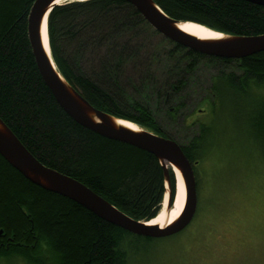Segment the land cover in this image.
I'll use <instances>...</instances> for the list:
<instances>
[{
    "label": "trees",
    "instance_id": "16d2710c",
    "mask_svg": "<svg viewBox=\"0 0 264 264\" xmlns=\"http://www.w3.org/2000/svg\"><path fill=\"white\" fill-rule=\"evenodd\" d=\"M34 1L0 0V117L42 163L80 180L129 216L150 221L159 214L166 192L161 161L84 127L58 104L29 40ZM155 2L176 20L233 35L264 33V5L249 0ZM48 30L58 70L89 102L173 139L156 111L135 100L128 109L119 103L116 89L129 77L126 71L133 69L137 80L156 87L150 91L168 103L166 115L174 120L186 106L183 91L200 61L234 64L236 71L212 75L198 109L207 112L216 102H229L234 122L245 124L253 145L264 153V51L242 59L197 52L164 37L126 0L58 4L49 14ZM220 133L200 122L190 139H176L193 163L198 193L197 167L210 158ZM169 171L173 201L176 178L171 167ZM158 239L131 233L45 190L0 154V261L13 264L10 259L20 257L27 264H140L145 257L140 242L149 245Z\"/></svg>",
    "mask_w": 264,
    "mask_h": 264
},
{
    "label": "rangeland",
    "instance_id": "374dc122",
    "mask_svg": "<svg viewBox=\"0 0 264 264\" xmlns=\"http://www.w3.org/2000/svg\"><path fill=\"white\" fill-rule=\"evenodd\" d=\"M222 69L236 71V66L199 62L183 91L186 106L174 120L166 115L168 103L150 91L156 87L137 80L133 69L126 71L129 77L119 82L122 86L116 89L120 104L128 109L135 100L156 111L163 129L177 140L190 139L200 122H209L221 132L210 158L197 167L200 179L197 214L178 237L161 238L149 245L140 242L145 251L140 264H260L264 260L260 227L264 153L253 145L245 124L234 122L229 102L224 106L216 102L212 109L204 105L207 112L198 109L212 75ZM178 143L182 145L181 141ZM162 205L160 212L164 209ZM10 260L13 264H27L20 257ZM8 261L1 260L0 264H11Z\"/></svg>",
    "mask_w": 264,
    "mask_h": 264
},
{
    "label": "water",
    "instance_id": "95a60500",
    "mask_svg": "<svg viewBox=\"0 0 264 264\" xmlns=\"http://www.w3.org/2000/svg\"><path fill=\"white\" fill-rule=\"evenodd\" d=\"M126 1L131 3L160 34L187 48L232 59H242L264 50V33L233 35L221 32L223 33L221 37L203 39L181 29L180 23L192 21H180L170 17L155 0ZM249 1L264 5V0ZM56 5H58L56 0H35L28 14V35L32 51L41 76L56 101L66 113L84 127L99 133L103 137L135 146L155 155L161 161L166 177L167 209L171 207L172 200L169 165L173 167V170L174 167H177L185 181V205L179 217L165 226L151 223V220H137L80 180L42 163L29 151L1 117L0 154L33 183L45 190L74 200L99 217L131 233L162 238L181 232L193 220L198 206L197 180L193 163L185 154L182 145L175 139L156 134L133 121L116 117L99 109L63 77L53 59L52 52L49 53L46 49L42 36V26L47 15L49 37L48 18ZM124 121L134 123L138 128L131 127Z\"/></svg>",
    "mask_w": 264,
    "mask_h": 264
},
{
    "label": "bare ground",
    "instance_id": "6f19581e",
    "mask_svg": "<svg viewBox=\"0 0 264 264\" xmlns=\"http://www.w3.org/2000/svg\"><path fill=\"white\" fill-rule=\"evenodd\" d=\"M68 1L69 0H59V2H57V0H56V3L61 4V3H64V2H68ZM180 27H181V29L187 31L188 33H192L193 35H196V36H198L200 38H203V39L218 38V37H221L223 35V33H221L222 31L216 30V29L211 28L209 26L203 25V24L198 23V22H193V21L192 22H187V23L186 22L185 23H180ZM260 34H262V33H260ZM42 36H43V41H44L46 49L49 51V53H51V48H50V45H49V37H48V33H47V15L45 17V20H44V23H43V26H42ZM196 51L197 52H201V53L206 54V55L218 56V55H215V54L205 53V52H202V51H199V50H196ZM218 57H221V56H218ZM124 123H126L127 125H129L131 127L138 128V126L136 124L130 123L129 121H124ZM166 137H168V136H166ZM170 167L173 169V167L171 165H169V168ZM174 172L176 174V179H177V183H176L177 193L175 195L174 202H173L172 206L169 209H167L166 203L168 201V195L165 192V195H164V198H163L164 209L161 212H159V214L156 217L151 219V223L154 221V223H158L161 226H165V225L173 222L175 219H177L179 217L183 207H184L185 197H186L185 181H184V178L182 176L181 171L177 167H174Z\"/></svg>",
    "mask_w": 264,
    "mask_h": 264
},
{
    "label": "snow or ice",
    "instance_id": "6c2138e0",
    "mask_svg": "<svg viewBox=\"0 0 264 264\" xmlns=\"http://www.w3.org/2000/svg\"><path fill=\"white\" fill-rule=\"evenodd\" d=\"M59 2V0H57ZM260 227H261V249L264 251V171H262L261 195H260ZM154 223V221L152 222ZM264 264V260L260 262Z\"/></svg>",
    "mask_w": 264,
    "mask_h": 264
}]
</instances>
